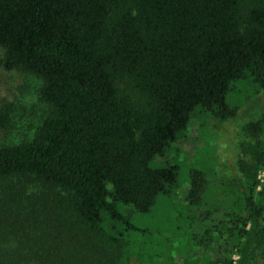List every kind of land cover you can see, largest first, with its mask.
<instances>
[{
	"label": "trees",
	"instance_id": "16d2710c",
	"mask_svg": "<svg viewBox=\"0 0 264 264\" xmlns=\"http://www.w3.org/2000/svg\"><path fill=\"white\" fill-rule=\"evenodd\" d=\"M0 48L6 70L42 79L50 108L32 141L0 146V264H155L156 232L124 209L172 198L166 157L195 120L236 115L235 83L264 97V0H0ZM11 114L0 106V130ZM244 131V178L227 175L209 201L212 181L191 168L184 200L194 226L219 217L200 243L264 264V117ZM21 177L50 197L26 198Z\"/></svg>",
	"mask_w": 264,
	"mask_h": 264
},
{
	"label": "rangeland",
	"instance_id": "374dc122",
	"mask_svg": "<svg viewBox=\"0 0 264 264\" xmlns=\"http://www.w3.org/2000/svg\"><path fill=\"white\" fill-rule=\"evenodd\" d=\"M3 59L4 50L0 48V60ZM42 85L41 78L17 70L8 71L0 63V106H12L11 126L0 130V146L26 143L35 138L38 128L50 111L49 105L40 98ZM228 101L237 108L234 117L225 120L209 114L198 122L195 120L187 136L174 145L177 146L176 150L171 148L166 160L179 167L176 192L172 198H160L157 206L144 215L134 214L132 208L124 209V213L128 218H132L131 221L136 226L156 232L152 233L155 235L152 245L156 250L163 246V250L161 249V257L154 258L155 264H163L164 257L167 261L172 259L177 262L190 258L199 264H203L205 260L215 261L218 257L225 260L224 262L231 259L233 264H238L241 259L236 251L230 253L225 244L220 247L221 244L217 240L212 241L210 245L200 243L205 231L214 228L219 217L209 221L197 220L194 226L189 223L191 213L184 200L189 187L191 168L202 170L212 181L209 201L216 196L223 178L227 175L244 178L240 161L251 160V156L244 150L253 142L246 135L244 127L252 122H262L264 97L252 84L237 82L228 95ZM257 179L263 182V170L258 172ZM14 183L24 190L23 195L26 198L29 195L36 200L50 197V191L31 177L16 178ZM173 213L177 219H170ZM173 222L179 225L175 236L171 228ZM159 227L166 229L165 235L157 234ZM258 264H261L260 261Z\"/></svg>",
	"mask_w": 264,
	"mask_h": 264
}]
</instances>
